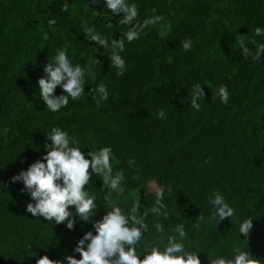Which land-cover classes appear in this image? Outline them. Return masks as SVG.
Returning a JSON list of instances; mask_svg holds the SVG:
<instances>
[{"label": "trees", "instance_id": "trees-1", "mask_svg": "<svg viewBox=\"0 0 264 264\" xmlns=\"http://www.w3.org/2000/svg\"><path fill=\"white\" fill-rule=\"evenodd\" d=\"M128 2L137 4L141 21L155 15L163 20L139 39H125L120 55L127 70L118 76L110 53L84 34L92 27L110 41L127 31L118 23L123 14L113 16L103 0H0V264H36L43 255L67 264L68 255L80 258L74 249L84 234H95L93 223L79 217L70 230L33 216L27 211L34 203L30 194L21 191V181H12L42 159L54 127L75 137L86 158L91 150L111 149L113 173L125 175L124 193L111 198L126 213L137 202L141 214L150 209L163 188V211L170 217L149 212L141 256L154 245L162 250L169 236L180 242L174 229L183 223L185 250L198 251L202 264L233 259L235 248L264 264V57L245 59L238 44L241 36L253 52L264 44V36H255L256 27L264 28V0ZM253 38L256 45L249 42ZM188 39L192 49L185 52L181 41ZM57 49H66L73 65L87 67L96 58L101 64H93L95 80L86 77L83 98L52 112L38 81L47 77L44 68ZM101 83L109 95L97 105L90 89ZM197 83L206 92L199 110L191 107ZM222 85L229 91L227 104L217 94ZM161 108L166 119L157 118ZM86 190L98 205L92 221L99 220L111 210L108 189L93 174ZM215 192L235 210L219 223L209 203ZM198 216L204 219L196 228ZM249 217L253 228L246 240L239 227Z\"/></svg>", "mask_w": 264, "mask_h": 264}, {"label": "clouds", "instance_id": "clouds-1", "mask_svg": "<svg viewBox=\"0 0 264 264\" xmlns=\"http://www.w3.org/2000/svg\"><path fill=\"white\" fill-rule=\"evenodd\" d=\"M99 2L100 0H92L93 4ZM103 2L113 16L123 14L118 23L126 26L127 31L121 38L112 37L110 41L92 27H85L84 34L110 53L108 56L110 66L115 67L118 70L117 75L121 76L127 70L126 61L120 55L125 50V39L128 43L139 39L146 28L150 25L155 26L163 20V17L155 15L141 21L137 4H130L128 0H103ZM111 26L109 23L108 27ZM255 36H264V28L256 27ZM246 39L241 36L238 40L244 58L251 57L253 61L260 62L264 57V44L257 45L253 52L247 47ZM249 42L256 45L254 38ZM181 46L185 52L191 51L192 41L190 39L181 41ZM93 64L100 65L101 61L96 58L90 61L87 67L73 65L66 49H57L56 55L44 68L47 77H42L38 81L40 97L47 109L58 112L67 107L69 99L76 101L83 98L87 84L86 77L96 79ZM57 87L63 89V94L56 95ZM90 91L95 93L93 99L96 100L97 105L107 101L109 93L105 84L101 83ZM217 94L222 103L229 102V91L226 86H220ZM205 98L204 87L199 83L193 85L191 107L199 110L201 107L199 101ZM157 118H167L163 108L158 110ZM8 131H10L8 128L4 129L5 134ZM48 140L50 143L44 145L47 151L42 159L31 163L26 170L22 169L12 177V181H21L24 185L21 191L30 194L34 203L27 204V211L33 216L43 217L46 221L55 224L66 223L70 230L75 227V217H79L84 222L93 223L95 234L92 231L86 232L74 249L80 254V258L68 255L65 257L67 264H202L198 251L185 250L182 241L188 233L183 223L176 225L174 229L180 242L177 241L176 235H172L168 237V242L162 250L159 245H154L143 256L138 251V246L144 239V233L148 231L146 218L149 212L162 215L166 220L170 217L167 211H163L166 209V205L162 203L163 188L156 191L155 204L150 209L141 214L140 205L137 202L133 204L130 213H126L111 198L113 192L118 195L124 193L122 182L125 180V175L123 171L113 173L109 147H103L98 151L91 150L87 154L90 159L86 158L75 137L70 136L60 127H54L49 131ZM128 163H134V158H130ZM93 174L101 178L103 187L108 189L105 200L111 206L110 211L95 221H92V217L96 214L98 205L95 202V196L86 190ZM213 195L214 198L209 203L215 208L213 217H218V223L233 217L235 210L229 206L225 198L219 192ZM70 206H74V212L70 210ZM203 219V216H198V222L194 226L199 228V222ZM154 227L157 232H163V224L156 223ZM252 228V218L249 217L240 224L239 232L247 240ZM233 251L235 253L233 259L218 257L211 259V264H257V260L249 250L241 251L235 248ZM36 264H63V261L53 260L48 255H43L36 260Z\"/></svg>", "mask_w": 264, "mask_h": 264}, {"label": "rangeland", "instance_id": "rangeland-1", "mask_svg": "<svg viewBox=\"0 0 264 264\" xmlns=\"http://www.w3.org/2000/svg\"><path fill=\"white\" fill-rule=\"evenodd\" d=\"M150 189V188H149Z\"/></svg>", "mask_w": 264, "mask_h": 264}]
</instances>
